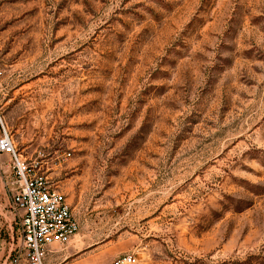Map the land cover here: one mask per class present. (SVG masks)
<instances>
[{"label": "rangeland", "instance_id": "374dc122", "mask_svg": "<svg viewBox=\"0 0 264 264\" xmlns=\"http://www.w3.org/2000/svg\"><path fill=\"white\" fill-rule=\"evenodd\" d=\"M0 72L7 132L79 223L43 264H264V0H0Z\"/></svg>", "mask_w": 264, "mask_h": 264}, {"label": "built area", "instance_id": "2783aa9c", "mask_svg": "<svg viewBox=\"0 0 264 264\" xmlns=\"http://www.w3.org/2000/svg\"><path fill=\"white\" fill-rule=\"evenodd\" d=\"M1 75V72H0ZM0 154L9 157L15 188L9 205L16 213L17 240L9 250L8 264H43L52 246L68 245L79 231L65 195L37 167L17 151L0 111ZM22 210V216L18 211ZM134 252L116 257L111 264H137Z\"/></svg>", "mask_w": 264, "mask_h": 264}, {"label": "crops", "instance_id": "0c3cea01", "mask_svg": "<svg viewBox=\"0 0 264 264\" xmlns=\"http://www.w3.org/2000/svg\"><path fill=\"white\" fill-rule=\"evenodd\" d=\"M2 156H5L7 158L8 166H6L7 170L4 169L5 168V166H4V168L2 167L3 169L1 168L0 171L3 174L6 173V172H9V175L7 177L2 178L1 180H2V184H3L4 189L9 193V196H11V193H12V191L15 188L14 177H13V175L11 173V165H10V161H9L8 155L0 154V159H1ZM1 216H2V211L0 210V218H1Z\"/></svg>", "mask_w": 264, "mask_h": 264}]
</instances>
